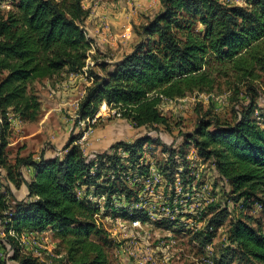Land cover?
<instances>
[{"label": "trees", "instance_id": "obj_1", "mask_svg": "<svg viewBox=\"0 0 264 264\" xmlns=\"http://www.w3.org/2000/svg\"><path fill=\"white\" fill-rule=\"evenodd\" d=\"M82 1L18 0L13 12L0 17V212H6L7 219L0 223V248L14 264H41L31 255H21L18 242L23 234L44 232H51L64 246L67 264H107L105 246L95 240L101 234L93 220L99 207L88 197L104 196V210L114 213L109 205L113 195L130 199L135 194L118 172L124 165L120 152L128 154L125 161L142 175L147 171L139 165L142 146L159 143L147 136L132 143L117 142L109 152L86 157L76 144L79 135L68 140L60 158L8 159L6 115L34 122L40 102L30 87L85 65L89 43L81 24L88 11ZM241 2V6H227L217 0H162L164 9L144 27L143 41L113 64L105 77H95L79 105L80 119L92 118L105 103L135 128L167 127L158 110L163 99L211 91L212 72L217 68L228 67L241 79L256 81L257 72L264 73V0ZM254 109L251 97L232 124L200 119L181 149L168 150L160 172L173 181L185 163L184 148L192 144L198 156L211 160L219 178L229 184L231 200H243L245 205L259 193L264 195V124L252 121ZM23 169L32 170L30 180H24ZM10 184L18 189L24 186L26 196L15 199ZM257 200L262 225L255 228L237 219L227 238L231 257L238 254L246 264H264V200ZM120 214L145 219L140 211ZM226 217L222 210L210 224L220 227ZM211 237L202 245L210 244ZM2 249L0 264L6 263ZM223 260L216 259L214 264Z\"/></svg>", "mask_w": 264, "mask_h": 264}, {"label": "rangeland", "instance_id": "obj_2", "mask_svg": "<svg viewBox=\"0 0 264 264\" xmlns=\"http://www.w3.org/2000/svg\"><path fill=\"white\" fill-rule=\"evenodd\" d=\"M17 1L0 0V17L13 12ZM217 1L227 6L243 4L241 0ZM103 4L111 9L122 5L119 8L127 16L118 32L105 17H99L97 32L86 27V19L95 15L97 8ZM82 7L88 11V16L81 24L89 43L85 65L75 73L63 70L48 84H41L44 90L39 87L40 82L30 87L41 101L39 115L34 122H22L17 117H14L11 124L6 120L15 127L11 128L9 135L15 145H8L6 150L10 161L19 157L21 150L34 160L42 155L54 157L71 137L79 136V105L93 86L95 77L102 79L113 70V64L132 53L144 39V27L164 9L162 0H83ZM196 28L201 27L197 25ZM121 45H126L124 49L127 52L120 50ZM102 46L106 48L100 51ZM257 73L259 78L256 81H248L222 66L212 72L215 84L211 91L194 92L182 99H163L158 110L166 118L167 127L135 128L122 119L116 109H111L105 103L98 106L93 116L98 118L90 123L92 134L87 139L88 146L83 148L86 157L109 152L117 142L132 143L147 136L159 142L142 146L139 165L147 168L145 173L138 175L139 169L125 161L128 154L124 151V155L121 151L123 169L118 171L128 181L129 189L135 193L129 200L140 196L148 206H152L151 219L140 211L144 213L145 219L140 220L139 226L134 228L130 224L133 221L130 216L120 214L122 210L127 211L126 207L113 210L114 213L109 210L106 212V201L93 216L95 226L101 231L99 239L95 240L105 246L107 264H214L221 257L224 258L223 264H246L238 254L231 257L233 249L227 240L230 226L237 219L255 228L262 225L261 203L257 199L264 200V195L259 193L257 198L249 199L245 205L243 200H231L229 184L219 178L211 160L203 161L198 156L192 144L184 148L185 163L176 170L173 181H169L160 171L166 162L168 150L181 149L188 140L186 135L193 133L200 119L232 124L252 97L255 109L251 119L258 126L264 124V73ZM73 88L75 92L65 98L70 100L69 104L60 105L61 94ZM47 98L54 105L50 107L53 109L47 113V118L42 119L45 106L43 100ZM93 144L96 146H91ZM0 173H3L1 169ZM23 173L27 181L29 174L25 169ZM155 174L160 176L155 178ZM107 175L113 179L111 172ZM8 187L15 199L24 198V186L18 189L10 184ZM12 200L8 201L12 203ZM222 210L226 211L227 217L222 226L216 228L210 224V220ZM0 215V223L7 221L6 212H0ZM116 218L119 220L115 221ZM28 234H23L22 242H18L21 255H38L41 264H67L64 246L51 232L33 234L27 238ZM209 236H212L210 244L203 246L202 241ZM0 238H3L1 233ZM2 252L6 259L3 264L15 263L8 258L6 251L2 249Z\"/></svg>", "mask_w": 264, "mask_h": 264}, {"label": "built area", "instance_id": "obj_3", "mask_svg": "<svg viewBox=\"0 0 264 264\" xmlns=\"http://www.w3.org/2000/svg\"><path fill=\"white\" fill-rule=\"evenodd\" d=\"M83 74L86 75L83 71ZM78 109V108H77ZM77 111V110H76ZM7 120L8 122L11 124L12 120H15L13 115L12 114H7ZM98 118V116H95L93 117L92 119L90 118H86V119H80V117L77 115V122H78V126H80V131H81V134L79 136V138L77 139V142L76 144L80 147L81 151L83 152V148L85 146H88V142H87V139L89 138V136L92 134V128L90 126V123H94V121ZM66 152L65 151H61V152H58L55 154L54 157H57V158H60L62 157ZM85 152H83V155H84ZM121 153V152H120ZM126 153L122 152V155H124ZM85 156V155H84ZM156 175V176H155ZM155 178L156 177H159L160 175L159 174H155ZM82 191H78L77 192V195L78 197H81L82 195ZM92 197V198H91ZM140 196H138L139 198ZM135 199V200H129V199H126L123 195H118V196H113L111 197V200L109 202V205L110 207L113 209V210H117L118 208L120 207H126L127 208V211L130 215H131V211H143L146 213V215L151 219V209H152V206L151 205H147L142 199ZM88 199L93 202V203H97L99 209L101 210L102 209V206L104 205L103 203L106 201L105 197L102 196V197H95V196H89ZM102 205V206H101ZM115 221H118L119 219H114ZM111 219V221H114ZM110 221V220H109ZM110 221V222H111ZM134 228L139 226L140 224V220H133L131 223H130ZM33 234L30 233L28 234L26 237L28 238L29 236H32ZM34 237V236H33ZM22 236H21V242H22ZM34 241H36V239H34ZM35 258L38 259V261L40 262V258L39 256L37 255Z\"/></svg>", "mask_w": 264, "mask_h": 264}, {"label": "crops", "instance_id": "obj_4", "mask_svg": "<svg viewBox=\"0 0 264 264\" xmlns=\"http://www.w3.org/2000/svg\"><path fill=\"white\" fill-rule=\"evenodd\" d=\"M122 5H120V6H112V7H114V9H111L110 7H106L104 4L103 5H101L100 7H98L97 8V10L95 11V15H90L89 16V18H87L86 19V21H85V25H86V27H89L90 29H91V31H93L94 33L95 32H97L98 31V29H97V22H98V19H99V17H105V18H107L108 19V21H109V23H110V25L114 28V30H116L117 32L119 31V30H121L122 29V27L120 28V26H121V24L122 23H124V21H125V19H126V16L127 15H125L121 10H120V8L119 7H121ZM125 17V18H124ZM95 36H98V38H100L99 37V34L97 35H95ZM114 44V43H113ZM126 45H121V47H120V50L121 51H123V50H125L126 51V49H124V47H125ZM104 48H106V46H102V48H100V51H102ZM129 49V47L127 48V50ZM127 52V51H126ZM130 53V52H129ZM102 54H104L105 55V53H102ZM128 55V54H127ZM111 64H113V63H111ZM51 80H41V81H39L40 82V84H39V87L41 86V89L42 90H44V88L42 87V85L41 84H44V85H46V84H48L49 82H50ZM37 82H35L34 83V85L36 84ZM63 91H64V89H63ZM62 91V92H63ZM75 92V88H73L72 90H69L68 92H65V93H62L61 94V96H62V100H60V102H61V104L60 105H66V104H69V102H70V100L68 101V100H65V98H67L66 96H68V95H71L72 93H74ZM41 102V101H40ZM43 103L45 104V106H44V108L42 109V103H41V109H42V111L44 112L43 114H42V119L43 118H47V113H50L51 112V110L53 109V108H50V107H52V105H54V103L50 100V99H45V100H43ZM46 105H48L49 107H47ZM11 128H15L13 125H10V131H11ZM11 135L13 136V135H15L14 133H11ZM10 141H9V147H11V146H14L15 144H14V140H12V138H10L9 139ZM91 146H96V145H91ZM90 147V146H89ZM94 152V151H93ZM93 152H91V153H93ZM26 156H28V154L27 153H25V151L24 150H21L20 152H19V157H26ZM27 172H28V176H29V178L27 177L26 179H28V180H30V177H31V175H32V170L31 169H28V170H26ZM25 176V175H24ZM27 180V181H28ZM23 195H24V197L26 196V190H25V188H24V191H23Z\"/></svg>", "mask_w": 264, "mask_h": 264}]
</instances>
